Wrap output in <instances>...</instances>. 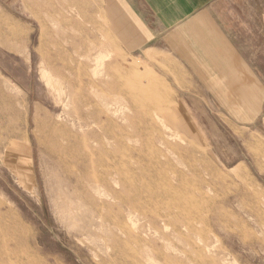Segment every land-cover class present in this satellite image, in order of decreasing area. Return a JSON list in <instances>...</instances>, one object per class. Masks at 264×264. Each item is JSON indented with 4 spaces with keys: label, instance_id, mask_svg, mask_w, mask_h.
<instances>
[{
    "label": "rangeland",
    "instance_id": "rangeland-1",
    "mask_svg": "<svg viewBox=\"0 0 264 264\" xmlns=\"http://www.w3.org/2000/svg\"><path fill=\"white\" fill-rule=\"evenodd\" d=\"M25 1L30 27L0 6V264H264V151L233 168L172 128L166 81L95 0L83 27Z\"/></svg>",
    "mask_w": 264,
    "mask_h": 264
},
{
    "label": "crops",
    "instance_id": "crops-1",
    "mask_svg": "<svg viewBox=\"0 0 264 264\" xmlns=\"http://www.w3.org/2000/svg\"><path fill=\"white\" fill-rule=\"evenodd\" d=\"M22 1L0 0L9 27H30L13 16ZM25 2L34 17L45 8L40 27H83L82 0ZM94 10L166 81L172 128L225 166L263 157L264 143L248 140L264 127V0H95L86 12Z\"/></svg>",
    "mask_w": 264,
    "mask_h": 264
},
{
    "label": "bare ground",
    "instance_id": "bare-ground-1",
    "mask_svg": "<svg viewBox=\"0 0 264 264\" xmlns=\"http://www.w3.org/2000/svg\"><path fill=\"white\" fill-rule=\"evenodd\" d=\"M133 212H135L136 213V211L135 210H133ZM168 225L166 224V229H169L168 227H167ZM181 226H180V224L179 223H175V225H174V229H177V228H180ZM157 242V241H156ZM159 242V241H158ZM158 248V247H157ZM160 248V247H159ZM207 248H208V246H207ZM209 249V248H208ZM171 254V253H170ZM150 255V254H149ZM169 255V254H168ZM173 255V254H172ZM187 256H188V259H189V262H190V264H203V262H204V258L203 257H197V258H193L191 255H189L188 253L186 254ZM142 256V255H141ZM175 256V255H174ZM131 259V258H130ZM133 259V258H132ZM135 259V258H134ZM179 260V259H178ZM168 261H170V260H168ZM176 261V260H175ZM174 262V261H173ZM177 262V261H176ZM134 262H132V264H133ZM181 263V262H180ZM165 264H166V262H165ZM171 264V263H170ZM173 264H175V263H173ZM177 264V263H176ZM204 264H218V262H216V259L214 258V257H210V258H207V260H206V262H204Z\"/></svg>",
    "mask_w": 264,
    "mask_h": 264
}]
</instances>
